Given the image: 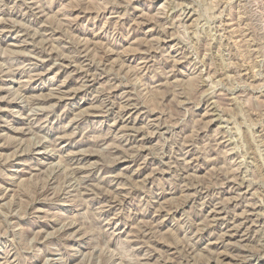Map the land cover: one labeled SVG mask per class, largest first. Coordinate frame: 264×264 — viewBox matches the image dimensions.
Listing matches in <instances>:
<instances>
[{"label":"rangeland","instance_id":"rangeland-1","mask_svg":"<svg viewBox=\"0 0 264 264\" xmlns=\"http://www.w3.org/2000/svg\"><path fill=\"white\" fill-rule=\"evenodd\" d=\"M0 264H264V0H0Z\"/></svg>","mask_w":264,"mask_h":264}]
</instances>
